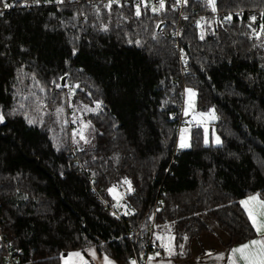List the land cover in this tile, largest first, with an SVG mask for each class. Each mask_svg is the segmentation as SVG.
<instances>
[{
  "label": "trees",
  "instance_id": "obj_1",
  "mask_svg": "<svg viewBox=\"0 0 264 264\" xmlns=\"http://www.w3.org/2000/svg\"><path fill=\"white\" fill-rule=\"evenodd\" d=\"M65 1L0 15V230L19 261L61 264L63 253L92 246L130 264L143 247L138 230L151 223L171 230L174 257L189 255L208 221L228 246L253 238L239 200L264 201V0H216V10L258 12L254 28L208 16L194 27V10L213 6L186 0L177 39L171 1L139 16L132 6ZM183 88L197 109L215 111L209 136L220 142L191 124L188 147L173 156ZM65 98L95 131L73 155ZM126 185L118 218L107 191Z\"/></svg>",
  "mask_w": 264,
  "mask_h": 264
},
{
  "label": "built area",
  "instance_id": "obj_2",
  "mask_svg": "<svg viewBox=\"0 0 264 264\" xmlns=\"http://www.w3.org/2000/svg\"><path fill=\"white\" fill-rule=\"evenodd\" d=\"M70 0H66L65 2H69ZM164 1H171V6L173 9L177 12V20H176V27L174 32V37L177 39L178 37V30H179V23L181 19L186 18L188 15L184 12V6H185V0H180L178 3L177 0H164ZM78 2V0H77ZM82 2H86L88 4H91L92 6H96L99 4H109L110 0H82ZM11 4L12 6L9 8H4L3 4L0 3V15L10 12L14 6H20L24 9H30L32 7H37L40 5H52V4H59L61 3V0H29L24 1L22 0L19 3L14 2H7ZM111 5H118V6H132L135 9H137V6L139 5V9L141 8H155L160 5V0H117L116 3H112ZM261 11H259L260 13ZM258 12L254 10H243V9H230V10H216L213 11V9L208 13L201 12L199 10H194L195 19L192 22V26L198 27L200 24V19H203L205 17H209L214 22H229L232 20H242L245 23H254L251 19L252 17H256V14ZM230 17V19H229ZM85 16H81V20H85ZM162 32V30H160ZM174 47L177 51L178 61L180 64V71L183 73L185 68V61H186V54L181 49L180 45L178 44L177 40L174 44ZM184 90V88H183ZM181 91L179 93V98L181 99V102L178 106V110L176 113L172 115V117L176 120V143L174 146V149L172 151L173 156L178 152V146H177V135L180 129L187 124V121L184 118L182 109H183V98H184V91ZM62 92L64 95L68 96L72 94L73 88L68 85L62 86ZM74 123L69 122V127H73ZM75 127V126H74ZM76 134H80V130H75ZM75 151V147L70 144L69 152L73 155ZM170 164H174L173 159L170 161ZM106 205L104 204V207ZM110 212L115 215L116 217H120L118 212L113 208L112 206L107 207ZM138 237L141 242H143V247L139 254L133 253L131 255L132 261H135L137 264H147L148 260L151 257V254L157 251V244L153 241L152 233H153V223L149 224L146 228H141L138 230ZM126 237L130 241L134 238L133 233L130 230L126 231ZM0 249L2 250L3 254V264H27L22 263L19 261L17 257V253L12 247L8 244L6 237L0 230Z\"/></svg>",
  "mask_w": 264,
  "mask_h": 264
},
{
  "label": "rangeland",
  "instance_id": "obj_3",
  "mask_svg": "<svg viewBox=\"0 0 264 264\" xmlns=\"http://www.w3.org/2000/svg\"><path fill=\"white\" fill-rule=\"evenodd\" d=\"M189 90H191V92H189ZM183 91H184V98H183L182 112H183L185 120L187 121V124L183 126L178 132V135H177L178 148L183 149V148L188 147L187 146V147L182 148L180 147V144H181V139L183 137L184 142L189 145V130H190L191 124L204 126L205 136L207 137V139H209L214 144H218L216 142L218 137L215 134H213L212 136H209V124H211L217 119L215 111L212 108H209L207 110L197 109L195 105V91L191 88H184ZM51 94L53 95L54 92H51ZM65 100H66V103H65L66 110H68V108L72 109V111H69V114L67 115V123H68V128H69L68 129L69 130V142H70L69 149H70V144H72L75 147L76 145L75 142L77 143L86 142L88 143V145H92L94 141L95 131L92 125L85 118L82 117V114L85 113L86 111H84V109H82L79 106L73 107L71 104L68 103L67 98H65ZM69 122H73L75 127L74 126L69 127ZM76 129L80 130V133L83 134L84 139H81V134L78 135L75 133ZM110 189H112V192L108 190L107 195L109 197L111 206L115 208L118 214L124 213L126 210L124 197L126 194L130 192L129 185L120 186V187L115 186ZM252 196H258V195L254 194ZM248 198L249 197L247 196V197H244L243 199H240L239 204H240V201L247 200ZM258 199L260 198L258 197ZM241 207L243 206L241 205ZM248 207L252 209L254 213H260L262 211L260 205L254 202V200L249 201ZM243 209L245 211L244 207ZM262 218H264V215H258V219H262ZM152 237H153V240L158 239L159 243L164 247L163 248L164 254L169 255L170 253L176 250L174 248V244L172 241L173 235L169 228H164L163 226L158 227V225L155 226V229L152 233ZM75 252H79V251H73L70 253H75ZM79 253H80V257H75V256L70 257L69 254L62 257L61 264H65L66 260L68 261V264H82L84 262V259L81 256V252Z\"/></svg>",
  "mask_w": 264,
  "mask_h": 264
},
{
  "label": "crops",
  "instance_id": "obj_4",
  "mask_svg": "<svg viewBox=\"0 0 264 264\" xmlns=\"http://www.w3.org/2000/svg\"><path fill=\"white\" fill-rule=\"evenodd\" d=\"M258 201L262 200H254V202L260 205ZM241 208L248 218L247 212L244 211L243 207ZM259 220L264 221V218ZM249 222L251 224L250 220ZM207 225L208 230L206 232L201 233L197 238H192L189 241V255L187 257H174V251L166 255L158 245L159 249L151 254V259L148 260L147 264H233V262L235 264H244V261L240 258V254H233L232 249L239 247L241 244L248 243L251 240L264 239V232L258 234L253 228L255 232L253 238L239 244L228 246L227 234L210 221L207 222ZM92 253H95V255ZM81 256L84 259L82 264H89L90 262L93 264H104L105 255H99L92 246L84 248L81 251ZM109 260L112 261V264H117L112 259L109 258Z\"/></svg>",
  "mask_w": 264,
  "mask_h": 264
},
{
  "label": "snow or ice",
  "instance_id": "obj_5",
  "mask_svg": "<svg viewBox=\"0 0 264 264\" xmlns=\"http://www.w3.org/2000/svg\"><path fill=\"white\" fill-rule=\"evenodd\" d=\"M117 0H110L109 4L105 5V7H111L112 3H116ZM143 2V0H141ZM179 3L180 0H177ZM186 2V0H185ZM0 3L3 4L4 8H9L12 5L7 3L6 0H0ZM208 3L213 6V11H215V3L216 0H208ZM164 7V0H160V8ZM153 11H158V9L153 8ZM136 15H140V9L139 5L136 9ZM262 16H264V13H261ZM230 19V17H229ZM253 22L255 21L256 17L251 18ZM262 30H264V25L261 26ZM203 38V37H201ZM59 87V85H57ZM191 92V90H189ZM194 95V94H193ZM97 107H99V103L97 104ZM57 111H60L57 109ZM187 114V113H185ZM215 118V117H213ZM3 117L0 116V122H2ZM29 123H32V121H29ZM81 139H84L83 134L81 133ZM217 143H219V139L217 138ZM188 144L184 142L183 137L181 139L180 147H187ZM127 183V181H125ZM110 192H112V189H109ZM258 200V196H251L247 200L240 201V204L245 208V211L247 212L248 219L251 221L252 227L255 229V231L259 234L264 232V221H261L258 219V215H264V211H261L260 213H254L252 209L248 207L249 201ZM260 203L261 209L264 210V201H258ZM258 246V247H257ZM181 247H183L181 245ZM232 253H239L240 258L244 261V264H264V239H258V240H251L248 243L241 244L239 247L232 249ZM95 255V253H92ZM70 257H80L79 252L70 253ZM151 259V258H150ZM65 264H68V261H65ZM104 264H112V261L109 260L107 256L104 257ZM130 264H136L135 261H131ZM235 264V262H233Z\"/></svg>",
  "mask_w": 264,
  "mask_h": 264
},
{
  "label": "water",
  "instance_id": "obj_6",
  "mask_svg": "<svg viewBox=\"0 0 264 264\" xmlns=\"http://www.w3.org/2000/svg\"><path fill=\"white\" fill-rule=\"evenodd\" d=\"M249 25L254 28L255 27V23H249ZM161 27V24L157 25V30H159ZM65 84V76L61 77V81H60V85L63 86ZM51 96L53 97V95L51 94ZM63 256H65V253H63Z\"/></svg>",
  "mask_w": 264,
  "mask_h": 264
}]
</instances>
